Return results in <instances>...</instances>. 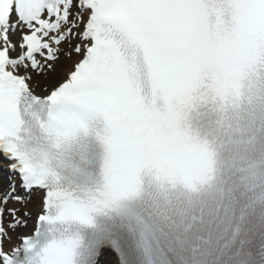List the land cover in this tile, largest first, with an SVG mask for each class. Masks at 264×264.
Here are the masks:
<instances>
[{
	"label": "snow or ice",
	"instance_id": "6c2138e0",
	"mask_svg": "<svg viewBox=\"0 0 264 264\" xmlns=\"http://www.w3.org/2000/svg\"><path fill=\"white\" fill-rule=\"evenodd\" d=\"M0 166V264H264V0H0Z\"/></svg>",
	"mask_w": 264,
	"mask_h": 264
}]
</instances>
